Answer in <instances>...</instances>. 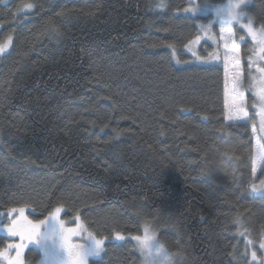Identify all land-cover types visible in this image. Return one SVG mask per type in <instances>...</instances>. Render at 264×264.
<instances>
[{
    "label": "trees",
    "instance_id": "16d2710c",
    "mask_svg": "<svg viewBox=\"0 0 264 264\" xmlns=\"http://www.w3.org/2000/svg\"><path fill=\"white\" fill-rule=\"evenodd\" d=\"M155 2L0 0V43L11 38L0 54V224L25 201L33 221L60 207L109 240L90 264H140L131 237L150 220L183 264H251L247 238L264 235V193L244 191L253 124L261 135L253 90L244 92L252 123L222 132L221 25L220 63H195L185 53L198 34L181 16L187 0ZM250 15L258 29L264 0ZM233 31L247 86L253 48ZM232 143L239 160L223 155ZM26 258L41 260L35 248Z\"/></svg>",
    "mask_w": 264,
    "mask_h": 264
},
{
    "label": "snow or ice",
    "instance_id": "6c2138e0",
    "mask_svg": "<svg viewBox=\"0 0 264 264\" xmlns=\"http://www.w3.org/2000/svg\"><path fill=\"white\" fill-rule=\"evenodd\" d=\"M251 0H248V4ZM23 7L27 9H31L34 7V4H26ZM200 8V5H197L195 8H185V12L194 11L197 12ZM217 17L220 20V40L224 41L223 44V62H224V91H223V113L225 119L229 122L226 125H223L221 128L222 132H227L228 135H231L228 132L230 128L244 127L247 128L249 123H252L248 119V112L245 107V97L244 92L246 90H253L259 101V112L260 116L259 121V132L260 136L257 137V128L253 124L252 133L253 138L257 140L256 145L252 149V167H251V176L248 185L244 188V191L249 194H259L264 193V67L257 66V72L260 74L258 77L249 73L251 77L247 86L244 84V72L240 65V56H239V47L237 44L232 41V37L234 35L233 26L239 25L240 28L247 31L248 35L251 36L252 41L255 44V48L252 49L254 55L256 52H259L257 58L259 60L264 61V23L260 24V27L254 28L253 21L254 17L249 15L247 12L242 14L239 18L235 15H231V19L225 21L221 16L220 12H216ZM235 21V23H233ZM200 31L204 33L209 39L213 37L209 35L212 32V25L209 24H201ZM45 31L49 34L60 37L61 33L58 29L45 27ZM43 34V33H42ZM201 39L200 35L197 34L193 38L191 35L188 37V41L190 44L198 43ZM243 39V36L240 37ZM11 44V38H9L4 43H0V54H3ZM210 57L213 59H219V54H210ZM251 61L249 64V68L253 66L255 60L252 57H249ZM127 118V117H124ZM107 127V125H104ZM236 160H239V157H235ZM259 171V176H257V172ZM256 180H259V184L256 183ZM30 201L22 202L19 206H12L8 209V217H10L9 221L3 225L4 230H6L9 237H18L19 242H9L5 248L0 249V261H3L4 264H24L23 253L27 244L30 242L39 243L43 237L41 236V226L46 223L45 220L33 221L29 219L28 216L25 215V208L28 206ZM61 212L60 207H56L54 212L52 213V219H54L60 228V244L67 252L70 258V264H78L77 257L79 256L78 249L80 247L79 243L74 242V238L77 237L82 230H84L83 224H77L76 227H65L63 221L58 219V214ZM14 213H18L17 216L13 217ZM2 215V214H0ZM79 220V217H76ZM237 223H239V219H237ZM242 235V233H241ZM88 237L93 241V248L89 251V254H95L96 251L102 250L104 251V240L97 239L92 235V233H88ZM140 237L138 235H133L131 239L133 241L138 240ZM117 240H123L124 236L120 233H116ZM251 240L248 241V244H252ZM260 248L264 249V240L260 243ZM15 250V255H9L11 250ZM256 252L253 251L251 253L252 259H256Z\"/></svg>",
    "mask_w": 264,
    "mask_h": 264
},
{
    "label": "rangeland",
    "instance_id": "374dc122",
    "mask_svg": "<svg viewBox=\"0 0 264 264\" xmlns=\"http://www.w3.org/2000/svg\"><path fill=\"white\" fill-rule=\"evenodd\" d=\"M252 2L253 0H251V2L249 4H246L244 6V11L247 12L250 15V7L252 6ZM197 5H200V8L198 9L197 12L194 11H190V12H185L184 9L185 8H195ZM181 16L183 18H192L197 27H198V34L200 35L201 39L199 40L198 43L195 44H188V48L186 49L185 53L188 54V52L191 54V57L193 58V62L195 63H200V64H219L220 62V43H219V39H218V35H217V26L221 25L220 24V20L216 15V6L213 5H208L204 3V0H187V4L182 8L181 10ZM188 16V17H187ZM189 19V18H188ZM211 23L212 25V32L209 33L210 36H212V39H209L207 36L204 35V33H202L200 31V25L201 24H209ZM239 26V25H237ZM240 27V26H239ZM242 29V28H241ZM244 31L243 39L240 41L243 43H251L252 48H255V44L252 41L251 36L248 35L247 31L242 29ZM10 38V37H9ZM9 38H5L4 42L7 41ZM3 42V43H4ZM218 53L219 54V59H213L210 57V54H215ZM259 55V52L257 51L256 54L254 55L253 51H252V55L251 57L253 58V60H255V63L253 64V66L251 67V74L254 76H259L260 74L257 72V66H261L264 67V61L259 60L257 58V56ZM192 60L190 62H192ZM251 62V61H250ZM254 93V91H253ZM255 96V110L259 112V101ZM260 121V116H258V123ZM52 214L49 215L48 217L42 219L45 220L46 223L44 225L41 226V236L43 237V239L40 240L39 243L37 242H30L28 243V249L30 247H34L36 248L38 251H42L43 254L46 255V257L44 258L43 256V260H44V264H50L48 263L49 259H53L54 256L58 255L56 253V250L54 249L52 243H51V239L49 238L50 235L52 233H55L58 229V224L52 220ZM58 219L63 221L65 224V227H76L77 224H83L85 231L81 232L77 237L74 238V242L77 243H81L85 246V249L87 252H89L92 248H93V241L91 240H87L86 238H88V233H92V235L94 237H96L97 239H103L104 240V251H105V247H106V243L109 241L107 238H103V237H99L96 234H94L93 231H91L85 224L84 222L77 220L76 222H72V221H66L63 218V210L61 209V212L58 214ZM4 224H0V236H4L6 237L5 245H0V249H3L6 247V245L9 242H19V238L18 237H9L6 230H4L3 228ZM123 236V235H122ZM114 241H120L116 239V235L113 237ZM251 240L253 243L252 244H248V241ZM264 240V235H262L258 241L252 240L251 237L247 238V242H246V248L248 249V256H249V260L251 264H264V249L260 248V243L261 241ZM31 244V245H29ZM39 248H37V247ZM26 249V248H25ZM24 249V250H25ZM104 251L100 253L99 256L96 255H91L89 256L88 259V264H90L91 261L93 260H98L101 259ZM255 251L256 252V259L253 260L251 253ZM9 255L14 256L15 255V250H11L9 252ZM25 257V260L27 259L25 256V253H23V259ZM0 264H4L3 261H0ZM24 264H30V262L28 263V261L26 260V262H24Z\"/></svg>",
    "mask_w": 264,
    "mask_h": 264
},
{
    "label": "clouds",
    "instance_id": "9594fccd",
    "mask_svg": "<svg viewBox=\"0 0 264 264\" xmlns=\"http://www.w3.org/2000/svg\"><path fill=\"white\" fill-rule=\"evenodd\" d=\"M205 4L215 5L216 12L219 11L225 21L231 19V15L240 17L245 13L244 6L248 4V0H204ZM153 7L158 10H163L165 7L164 0H156ZM235 23V21H233ZM233 152H239V145L237 143L230 144L223 152V155L230 156L231 159L235 160V156L231 155ZM51 221L56 222L54 219ZM57 223V222H56ZM58 224V223H57ZM85 231L82 230V232ZM60 228L55 233L50 235L51 243L56 250L58 255L54 256V264H70V258L61 246L60 240ZM140 237L134 241V249L138 254L140 264H183V253L178 247H174L170 244L169 240L162 237L158 225L150 220H144L140 225L138 233ZM91 240L90 237L86 238ZM78 249L79 256L76 258L78 264H88L89 256H99L102 250H97L95 254H89L86 251L85 246L79 243ZM30 264H44V260H34Z\"/></svg>",
    "mask_w": 264,
    "mask_h": 264
},
{
    "label": "crops",
    "instance_id": "0c3cea01",
    "mask_svg": "<svg viewBox=\"0 0 264 264\" xmlns=\"http://www.w3.org/2000/svg\"><path fill=\"white\" fill-rule=\"evenodd\" d=\"M29 245H31V244H29ZM28 247V245L26 246V249L24 250V253H25V256L27 255V252H28V250L30 249V248H34V247H30L29 249L27 248ZM37 247V246H36ZM38 248V247H37ZM36 249V248H35ZM39 249V248H38ZM37 250V249H36ZM38 251V250H37ZM39 252V254H40V258L41 259H43V256H44V258L46 257V255L45 254H43V252L40 250V251H38ZM24 262H26V260H25V257H24Z\"/></svg>",
    "mask_w": 264,
    "mask_h": 264
}]
</instances>
